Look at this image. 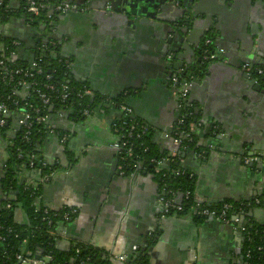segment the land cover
Instances as JSON below:
<instances>
[{"label": "crops", "instance_id": "1", "mask_svg": "<svg viewBox=\"0 0 264 264\" xmlns=\"http://www.w3.org/2000/svg\"><path fill=\"white\" fill-rule=\"evenodd\" d=\"M68 1L85 15L83 19L70 18L60 30L58 38L62 42L56 43L58 56L70 58L72 80L77 79L93 95L104 99L123 97L122 104L127 102L134 117L151 128L156 150L170 153L171 134L163 132L173 129L178 111L169 92L167 67L161 60L171 50L163 36L167 29L152 16L157 13L158 9L152 8L159 0L136 1L137 5H147L148 10L142 14L146 21L134 26L117 19L89 18L88 0ZM8 5L15 14L6 17L5 22L0 20V35L21 43L17 56L27 63L32 59L33 45L38 44L35 30L17 14L19 0H8ZM122 6V2L116 3L113 8ZM198 11L208 15L200 14L195 22V47L201 45L204 28L210 25L228 61L243 73L247 63L264 67V0H202ZM48 33L47 38L52 34ZM248 75L260 82L257 76ZM243 82L230 67L213 65L207 78L192 84L189 99L197 120L193 135L197 146L207 150V157L200 160L187 152L182 167L195 177V194L201 202L218 199L240 203L264 195V165L248 169L242 162L251 148L257 150L253 154L264 153V102L256 105L258 98H253L252 103L244 104L245 99L237 97ZM128 91L130 96H126ZM58 116L49 118L56 138L45 136L38 142L40 162L47 174L20 168L17 178L26 185L44 179L38 183L42 208L77 209L71 222L57 224V231L62 232L57 239L61 250L78 244L87 246L102 255H112V259L106 257L109 264H121L113 259L118 255L128 259L141 256L145 264L243 263V236L232 224L186 213L172 216L162 230L159 228L160 180L144 169L129 175L118 172V156L111 148L117 141L112 126L120 116L118 112L103 107L83 120L69 117L68 123L57 122ZM17 120V115L11 117L4 135H0V182L10 160L8 150L16 137ZM215 126L218 134L214 133ZM60 134L68 136L66 142H61ZM6 199L0 186V209ZM245 215L249 222L264 227V209L252 207ZM14 222L26 223L20 205L14 209ZM133 247L138 249L136 254Z\"/></svg>", "mask_w": 264, "mask_h": 264}, {"label": "built area", "instance_id": "2", "mask_svg": "<svg viewBox=\"0 0 264 264\" xmlns=\"http://www.w3.org/2000/svg\"><path fill=\"white\" fill-rule=\"evenodd\" d=\"M20 9L22 11L20 15L23 17L26 25L32 28V21L40 18L41 14L47 10V22L40 24L43 27H48L55 17L61 13L67 11H82L80 7L70 2L62 0H19ZM12 12L10 6L6 0H0V20L4 18L5 14ZM53 18V19H52ZM34 27V26H33ZM34 30V29H33ZM35 38H38V26L35 29ZM5 38H3L4 40ZM210 39L206 38L204 47L201 48L200 58L203 63H211L217 60L219 56L218 49L210 51ZM21 43L16 40H10L9 44H4L0 41V131H6L9 119L15 115L18 116L16 135H19L21 144H28L32 134L33 126L45 124V129L49 133L56 134L57 132L46 124L50 112L44 114L46 108H53L52 114L61 116L66 112L71 113L73 117L86 118L95 114L96 110L103 107L107 110H114L120 114L112 126L113 134L117 136L118 141L111 144V148L117 153L119 165L118 172L123 175L125 173V166L131 168L132 172L144 169L143 160L139 159V156L135 154L134 150L137 146L142 147L141 140L146 135L150 127L134 117L132 110L124 104H115L114 100L104 99L102 103L96 108L92 109L90 103L94 102V95L92 92L83 87L82 90H76L70 82L71 74V62L69 59H64L58 56L57 63L60 65L63 73V80L52 82L54 75H56V69L48 64L50 67L48 74H45L44 65L42 64V58L45 52L58 55V45L55 41L46 40L40 44L34 46L31 52L33 59L27 63L26 68H10L8 62L10 60L18 59L17 51L20 49ZM244 70L247 74L255 75L260 79L261 83H264V69L260 67H251L249 65L244 66ZM69 72V73H68ZM43 77V81L39 82L38 77ZM183 70L177 71V75L170 78V88L173 90L174 95L178 96L177 109L179 116L172 129L171 135L174 133V137H171L172 150L166 155H161L150 160V167L153 170V175L161 174L160 178L165 180L168 178L167 173H162L163 169H167L171 164H178L181 168L174 172L175 176L186 175L188 178H193V175L186 171L182 167L183 153L193 152V155L200 160H204L207 157L205 150L190 149V144L193 142L190 134H179L188 120L189 131L194 134V113L193 106L189 101V83L182 77ZM12 87L11 94H6V88ZM1 90L4 94L1 93ZM86 98L90 99V103H83ZM34 99L36 104L30 101ZM59 104V109L54 108L55 104ZM13 108V110H12ZM218 127H214V133L218 134ZM180 136H179V135ZM220 135V134H219ZM220 136H223L221 134ZM61 142L67 141L65 135H59ZM184 141V142H183ZM17 157L21 159L23 157L21 149L17 148ZM146 147L143 148V152H146ZM28 168L40 171L41 162L35 163V156L31 155L28 158ZM133 161L129 163L128 161ZM264 162V153H255L252 156H245L242 158V162L245 166H248L251 162ZM43 178H38L36 184H27V186L37 187L38 183L43 182ZM182 194L180 203L177 201L178 194ZM191 202V204H190ZM217 205V206H216ZM188 207V213L193 214L198 219H207L214 217L217 220L232 224L234 229L239 230L243 236L247 234V229L250 227V222L245 219L244 223L241 218L245 216L248 209L252 207H258L264 209V196L256 197L248 202L234 203L229 201H222L218 204H211L210 202H201L197 195L190 191L179 192L177 190L170 189L163 184L160 187V191L157 197V207L159 218H167L172 216H181ZM7 208L9 205L6 206ZM42 213L44 215L43 220H46L48 227H53L55 221L57 223H69L77 215V209L64 208L59 212L50 210L49 208H43ZM50 236L57 240L62 236V232L51 229L49 231ZM3 241V238H0ZM261 251L262 248L258 247ZM133 253H137V247L132 248ZM79 254V250H76ZM40 256V255H38ZM112 259V255L106 256ZM248 257V255L246 256ZM49 255L40 256L39 259L24 258L21 254L17 256V260L20 264H47L51 261ZM121 264H138L133 259H128L124 255H118L113 258ZM89 258H86L81 264H86Z\"/></svg>", "mask_w": 264, "mask_h": 264}, {"label": "trees", "instance_id": "3", "mask_svg": "<svg viewBox=\"0 0 264 264\" xmlns=\"http://www.w3.org/2000/svg\"><path fill=\"white\" fill-rule=\"evenodd\" d=\"M8 3V0H6ZM22 11H18L17 14H20ZM15 13L5 14L3 22L6 21V17H10ZM47 10H45L40 18L32 21L34 27H39L40 24L46 23L47 20ZM53 19V18H52ZM207 38L211 41L214 40V34L212 31L207 33ZM8 39H4L2 42L4 44H9ZM210 51L215 49L213 44H210L208 47ZM58 55L51 54L50 52H45L42 58V64L44 65V72L48 74L50 67L48 64H51L53 68L56 69V75L52 82L63 80V71L60 65L57 63ZM28 63V62H27ZM26 62H23L20 59L10 60L8 65L10 68H26ZM263 68L264 67H260ZM69 73V72H68ZM38 81L42 82L43 77H38ZM71 85L76 90H82L85 87L83 84L77 83L70 78ZM12 87L6 88V94H11ZM1 93L4 92L1 90ZM103 98L95 95L94 102L90 103V99L86 98L83 100V103H90L92 109H96L101 103ZM31 102L36 104L34 99H30ZM115 104H122L123 97L117 98L114 100ZM54 108L59 109V104H55ZM50 108L44 110V114L49 112ZM13 110V108H12ZM76 118V116H74ZM194 118V117H193ZM139 120V119H138ZM188 120L185 126L179 130V134H190L193 142L190 144V149L200 150L201 148L197 146L194 135L189 131ZM45 124L35 125L32 129V134L30 137V142L28 144H21L19 140V135L17 134L13 140V145L9 148L10 160L7 163L6 169L4 171V176L0 182L2 191L6 194L5 205L0 209V238H3V241H0V264H18L17 260L18 255H22L24 258H35L38 255L46 256L49 255L52 259L47 264H81L86 258H89V261L86 264H109L105 255L100 254L97 250H94L90 247L83 245L71 246L67 250H61L57 245V240L50 236L49 231L51 229L57 230V221L54 222L53 227H48L46 220H43L44 215L42 213L43 208L39 205L40 198V185L37 187L27 186L25 182H21L17 178V173L19 169H30L28 168V158L31 155L35 156L36 167L40 161V152L38 151V142H41L47 134L45 129ZM174 131L171 137H174ZM178 134V135H179ZM0 135H4V131H0ZM179 135V136H180ZM152 131L151 128L148 129L145 136H143L141 143L142 147L137 146L134 150L135 154L139 156L140 160L144 162V170L150 174H153V170L150 167V160L152 158L159 157L161 155H166L165 152L160 153L156 150L155 145L151 142ZM184 142V141H183ZM146 147L147 151L143 152V148ZM20 148L23 157L18 159L16 149ZM207 151V150H206ZM184 155L185 153L182 152ZM133 163V161H128ZM42 164V163H41ZM180 165L171 164L167 169H163L162 173H167L168 178L163 180L160 175H155L156 179H159V187H162L163 184L170 189L177 190L179 192L190 191L191 193L195 192V177L188 178L186 175L175 176L174 172L178 170ZM41 172L47 174V169L41 165ZM125 175L132 173L130 167L125 166ZM134 172V171H133ZM49 173V172H48ZM230 202V201H229ZM191 204V202H190ZM9 205L7 208L6 206ZM16 205H20L25 212L26 223L19 225L14 222V209ZM217 206V205H216ZM188 207L186 206V211L182 215L188 213ZM258 247H261L262 250L259 251ZM76 250H79V254L76 253ZM242 255L243 263L242 264H264V227L256 224L253 221H250V227L247 229V234L243 236L242 241ZM248 255V257H246ZM133 260L138 264H145L143 257L134 256Z\"/></svg>", "mask_w": 264, "mask_h": 264}, {"label": "water", "instance_id": "4", "mask_svg": "<svg viewBox=\"0 0 264 264\" xmlns=\"http://www.w3.org/2000/svg\"><path fill=\"white\" fill-rule=\"evenodd\" d=\"M62 1L69 2L68 0H62ZM73 1H76V0H73ZM88 1H89L88 9L90 10L89 18H91V16H93L94 19L103 17L105 19L112 20V21L114 19H117V20H120V22L122 23L126 22L128 26L129 25L134 26V25H137L141 21H146V19L142 18V14L144 13L143 11L148 10V6L147 5L145 6L137 5L136 4L137 0H134V1H131V0H118V1L116 0H88ZM121 2L123 4L121 9L113 8L114 4L121 3ZM158 2L159 3L155 4L154 6L155 8L154 7L152 8V10L158 9L157 13L156 11L153 12L152 16L155 17L157 22H163L167 29L163 36H165V41L167 44H169V46L171 47V50L166 52L164 56L161 58V60L165 63L167 67L166 69L168 72L167 73L168 80H170L171 77L176 76L177 71L182 69L183 70L182 77L189 83L188 93H190L193 83L199 82L201 78L205 79L208 77L209 73L211 72V66L220 65V66L230 67L231 69H233V71H235L236 73H239L241 76V79L244 81L243 87L240 89V91H238L237 97L241 99H245L244 104L252 103L253 98H258L256 105L262 104L264 102V83H261L257 79L249 76L248 74L243 73L240 68L238 69L237 66H234L230 61H228V55L225 53V50L221 48V46H219L216 42H214V46L219 51V56L217 57L216 62L203 63L202 59L200 57H197L201 55L202 50L200 46L195 47L196 45L192 43L193 42L192 35L195 31L194 25H195L196 20L197 19L199 20L201 18L202 15L200 14L208 15V12L204 13V12L198 11V7L200 6L202 0H189V2H187L186 0H182V2L180 3L181 4L180 8L176 6V2L173 0H159ZM109 5L111 6V10L113 8L114 11L112 12L109 11L110 10L108 9L110 7ZM228 5H230V3L229 4L227 3V6ZM214 9L217 10L218 8L215 7ZM149 16L151 15L147 14V17ZM73 17H75L74 19L77 20V19H83L85 15L81 14L80 11H77V12L67 11V12L61 13L60 15L56 16L54 21L51 24H49L48 32L52 34L49 36L48 39L60 44L62 42V38L61 39L58 38L61 32L60 30L65 24H67L70 18H73ZM207 21L209 22V20ZM209 26H206V28L204 29H207ZM43 29L44 27L42 25L38 27V31L40 32H42ZM251 34H254L253 28L251 29ZM47 36L48 35H46V38ZM241 41L243 42V40ZM38 42L39 41L36 40V43ZM250 42L251 44H253V41H250ZM190 44H193L192 46L195 48H193ZM59 56L64 59L65 58L70 59V58L62 56L61 54H59ZM248 64L252 65V63H247V65ZM72 69H73V66L71 68V71ZM75 80L78 83H81L77 79ZM165 84H167V82ZM169 92L173 96L172 98L175 100L176 102L175 104L177 107L178 96L174 95L172 89ZM130 94H131V91L126 92V96L127 95L130 96ZM105 97H108V96L106 95ZM109 98L111 100L117 99L114 96L109 97ZM129 99L130 98H128V100ZM124 105L127 107H130L127 102H125ZM52 109H53L52 107L49 109V112L51 114L49 116L50 119L53 116ZM70 116H72L71 113L66 112L65 114L57 117L58 119L57 122L68 123V119ZM178 116H179V111H178L177 118ZM49 118L46 124L50 126L51 122L49 121ZM81 120H83V118ZM193 122L196 123L197 120L194 119ZM210 125L212 124H209V127ZM171 132L172 130L168 132H163V133L171 134ZM117 141H118V138H117ZM254 151H257V150H255L254 148H251V152L248 154V156H252ZM190 154L191 156H193V152H190ZM183 157H185V155H183ZM255 164L257 165L255 166ZM261 165H264V162H260V161L251 162L247 168L248 169H252V168L259 169ZM139 170L141 172L142 169H139ZM142 174H145V173L142 172ZM181 198H182V194L179 193L177 197L178 203H180ZM221 201L223 200H218V199L208 200V202H210L211 204H218ZM235 202H238V201H235ZM244 202H248V199L244 200ZM60 210H56L55 212H59ZM246 217L247 215L241 218V221L243 223ZM172 219L173 217L159 218L157 220L159 223V228L162 230L164 227V223L167 220H172ZM207 220L216 221V222L218 221L214 217H209ZM218 223L220 224V222ZM61 224L62 226L66 225L65 223H61ZM220 226L224 227L225 225L223 224ZM239 236L242 238L243 235L239 234ZM242 241H243V238H242ZM39 258L40 256L36 257V259H39ZM240 259L242 260L243 257H241ZM18 264H20V262Z\"/></svg>", "mask_w": 264, "mask_h": 264}, {"label": "flooded vegetation", "instance_id": "5", "mask_svg": "<svg viewBox=\"0 0 264 264\" xmlns=\"http://www.w3.org/2000/svg\"><path fill=\"white\" fill-rule=\"evenodd\" d=\"M173 1H175L176 2V6L177 7H181V2H182V0H173ZM110 6V5H109ZM108 9H110L109 11H114V9L112 8V10H111V6L108 8ZM52 23V22H51ZM32 28L35 30L36 29V27H33L32 26ZM31 28V29H32ZM32 29V30H33ZM48 31H49V28L48 27H44V29H43V31L42 32H39L38 31V34H39V36H38V38H35L36 40H38L39 42H38V44H40V43H42V42H44V41H46V40H48V38H45L46 37V35H49V33H48ZM209 31H212V30H210L209 28H207L206 30H205V32H204V34H203V37H202V40H201V45H200V48H203L204 47V42H205V39L207 38V33L209 32ZM213 32V34H214V31H212ZM215 34H214V40L213 41H211L210 40V43L211 44H213L214 45V42H215ZM3 36H1L0 35V41H3ZM22 46V45H21ZM33 48H34V45H33ZM33 48H32V50L31 51H33ZM21 49V48H20ZM20 49H18L17 51H20ZM31 53V52H30ZM197 57H200V55L199 56H197Z\"/></svg>", "mask_w": 264, "mask_h": 264}, {"label": "rangeland", "instance_id": "6", "mask_svg": "<svg viewBox=\"0 0 264 264\" xmlns=\"http://www.w3.org/2000/svg\"><path fill=\"white\" fill-rule=\"evenodd\" d=\"M31 58L33 59V57H31ZM31 58H30V59H31ZM53 134H54V133H53ZM46 136H47V137L54 136V137L56 138V134L52 135V133H49V132H47Z\"/></svg>", "mask_w": 264, "mask_h": 264}]
</instances>
